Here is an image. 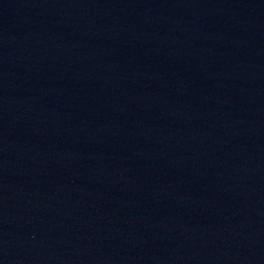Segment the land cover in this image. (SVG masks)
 <instances>
[{"label": "water", "instance_id": "1", "mask_svg": "<svg viewBox=\"0 0 264 264\" xmlns=\"http://www.w3.org/2000/svg\"><path fill=\"white\" fill-rule=\"evenodd\" d=\"M0 264H264V0H0Z\"/></svg>", "mask_w": 264, "mask_h": 264}]
</instances>
